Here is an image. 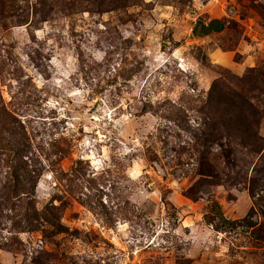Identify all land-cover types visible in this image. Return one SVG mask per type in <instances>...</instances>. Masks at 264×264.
<instances>
[{"label": "rangeland", "instance_id": "rangeland-1", "mask_svg": "<svg viewBox=\"0 0 264 264\" xmlns=\"http://www.w3.org/2000/svg\"><path fill=\"white\" fill-rule=\"evenodd\" d=\"M0 264H264V0H0Z\"/></svg>", "mask_w": 264, "mask_h": 264}, {"label": "trees", "instance_id": "trees-1", "mask_svg": "<svg viewBox=\"0 0 264 264\" xmlns=\"http://www.w3.org/2000/svg\"><path fill=\"white\" fill-rule=\"evenodd\" d=\"M223 29V24L220 20H210L207 23L197 21L192 29V34L194 36H205L211 32H218ZM220 224L224 226L228 224V221L223 218V216L219 213Z\"/></svg>", "mask_w": 264, "mask_h": 264}]
</instances>
